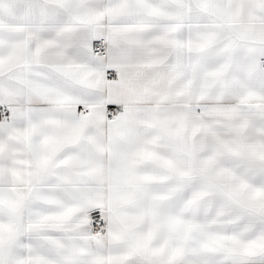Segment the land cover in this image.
Masks as SVG:
<instances>
[{
  "label": "snow or ice",
  "instance_id": "1",
  "mask_svg": "<svg viewBox=\"0 0 264 264\" xmlns=\"http://www.w3.org/2000/svg\"><path fill=\"white\" fill-rule=\"evenodd\" d=\"M0 264H264V0H0Z\"/></svg>",
  "mask_w": 264,
  "mask_h": 264
}]
</instances>
